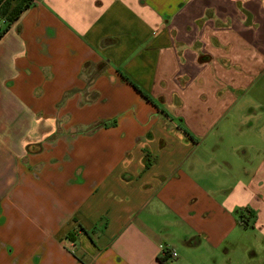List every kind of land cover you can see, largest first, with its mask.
Here are the masks:
<instances>
[{"label": "crops", "instance_id": "1", "mask_svg": "<svg viewBox=\"0 0 264 264\" xmlns=\"http://www.w3.org/2000/svg\"><path fill=\"white\" fill-rule=\"evenodd\" d=\"M263 75L264 0H33L0 37V264H243Z\"/></svg>", "mask_w": 264, "mask_h": 264}, {"label": "rangeland", "instance_id": "2", "mask_svg": "<svg viewBox=\"0 0 264 264\" xmlns=\"http://www.w3.org/2000/svg\"><path fill=\"white\" fill-rule=\"evenodd\" d=\"M258 93L250 92L248 102L250 106H254V102L258 101L264 106V75L261 76L257 83ZM253 110L254 116L260 119L264 117V107L250 108ZM252 222V221H251ZM247 226V223H246ZM244 248L240 252H234L228 257L235 262L243 264H264V238L256 233L253 224H249L247 233H244Z\"/></svg>", "mask_w": 264, "mask_h": 264}, {"label": "trees", "instance_id": "3", "mask_svg": "<svg viewBox=\"0 0 264 264\" xmlns=\"http://www.w3.org/2000/svg\"><path fill=\"white\" fill-rule=\"evenodd\" d=\"M32 2L33 0H0V18L3 19L5 22V25L3 27H0V37L6 31L8 26L13 21H15L20 16V14L31 5ZM123 77L144 97L150 99L149 96L145 94L138 85L132 82L128 77L124 75ZM100 124L105 125V123L103 122V123H98L95 126H98ZM146 164L149 163L146 162Z\"/></svg>", "mask_w": 264, "mask_h": 264}, {"label": "built area", "instance_id": "4", "mask_svg": "<svg viewBox=\"0 0 264 264\" xmlns=\"http://www.w3.org/2000/svg\"><path fill=\"white\" fill-rule=\"evenodd\" d=\"M162 253L164 254V255H168V256H170V257H175L176 256V252L175 251H173V250H169V249H167V248H165V247H162Z\"/></svg>", "mask_w": 264, "mask_h": 264}]
</instances>
